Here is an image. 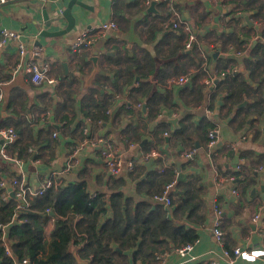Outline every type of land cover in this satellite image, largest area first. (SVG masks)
Instances as JSON below:
<instances>
[{
  "label": "crops",
  "instance_id": "0c3cea01",
  "mask_svg": "<svg viewBox=\"0 0 264 264\" xmlns=\"http://www.w3.org/2000/svg\"><path fill=\"white\" fill-rule=\"evenodd\" d=\"M60 1H63L64 5H61ZM71 1L73 0H45V4L50 7L48 8L49 17L58 15ZM79 1L94 9L91 10L74 2L72 13L76 22L71 29L65 32L64 30L68 26V20L65 18L47 26L44 15L45 6L41 0H9L0 4V34L2 28H9L20 32L23 42L28 47L34 44L43 46V59L50 63V76L57 80L56 84L52 86L34 84L24 70L14 72L21 56L17 46L8 44L0 50V91L3 90L5 94L2 108L3 118L0 119V124L10 123L13 126L14 120L21 119L23 123L30 122L31 124L27 125L26 123V126L36 132L43 126L48 127V130L42 133V138L47 137L51 142L53 147L48 149V155L54 153L56 159L52 163L42 161L41 165L36 166L26 164L25 181L30 185L39 186L47 173L57 170L66 183L86 181L90 194L104 193L110 199L112 194L122 191L124 201L128 198H132L136 203L149 200L153 208L155 204H159L144 190L138 191L137 181L128 176L130 171L124 170L119 177L107 173L99 157L98 148L92 145H86L81 152L79 168L69 173H62L68 156L82 140L85 127L94 136L112 134L123 148L126 156L134 157L137 161L143 160L142 154L144 153L140 150L141 143L136 142L134 137L127 136L128 132L125 129L129 123L139 122L143 118L141 114L136 112L133 117L131 114L125 113L118 105L115 107L118 108L114 114L112 112L115 108L112 110L109 121L91 126L90 120L86 125H82L85 121L82 109L88 110L93 100L98 98V94L94 91L97 88L102 93L107 92L114 95L116 105L123 102L126 104L125 107H131V104H127L131 97L127 81L132 79L134 86H138L139 81L146 78L149 82L156 84L157 89L161 92L173 90L172 105L161 103L158 108L160 110L151 123L152 130L160 127V123L165 120H170L172 125L170 129L172 130L188 116L196 124L207 117L215 123L214 128L219 130L217 144L213 148H209V140L206 145L205 141L197 143L196 154L192 159L176 155V152H171L170 147L165 144L160 145L161 157L168 161L167 164L173 160L176 166L174 180L182 181L185 185L190 184L192 192L199 193V196L195 198V202L198 203L196 211L191 216L190 213H187L183 220L187 227L197 230L198 239L193 243V249L186 257L177 251L178 248H175L157 253L155 260H150V264H157V255L162 253H166L164 264H212L213 261L219 262V264H231L230 256H226L225 251L233 252L232 255L230 254L233 257L236 248L250 253L264 250V190L261 188L264 185V167H260L264 165V151L259 150V145L264 147V115L261 117L257 114L250 116L248 122L257 120L256 125L236 131L230 126L229 118L222 117L223 95L212 98L214 88L210 93L204 91V99L201 102H196L191 97H187L188 101H186L180 96L182 90L179 91V89L182 87L167 88L163 86L168 78L180 75L175 73V68L172 66L163 67L164 62L170 60L165 59L164 56L168 55L169 47L176 42L175 38L168 40L166 35L173 34V32L180 34L179 31L167 27L169 19L165 20L167 6L164 3L157 2L155 11H148L150 5L145 10L146 1L143 3V0H98V4L95 0ZM236 1L225 0L224 4L219 5L214 0H185L182 2L181 11L178 9L198 28V34H208L207 43L200 40L197 42L199 57L206 60L200 72L201 84L211 73L225 74V71L229 72L235 66L234 62L225 64L222 61L225 56L228 55L238 61L242 60V56L233 54L236 50L232 44H229L228 38H224V44H216V40L223 32L235 30L246 33L251 41L249 43H254L260 38L259 31L264 27V0H245V4L251 2L253 10H249L248 5L238 6ZM231 5L239 11L238 15L240 16L237 21L232 20L231 16L223 15ZM258 7H262L261 11ZM248 14L255 26L246 22L244 16ZM107 21H115L118 24V29L103 34L89 49L77 52L71 50L72 44L86 27ZM62 30L63 32L60 33ZM184 42L185 38L182 42L183 46ZM216 52H219V55L214 56ZM188 53H192V50ZM92 55L99 56L101 70L105 74H98L92 86L86 88L83 77L93 69V64L89 60ZM209 55H211L210 61L208 60ZM185 61L186 72L195 69L189 58H186ZM156 74H160L157 77L162 79L156 78ZM138 103L142 104L140 108L137 106ZM144 104H146L144 98L141 97L134 106L136 110H142V113L145 114L148 106L146 104L144 110ZM207 110H211L212 113H208ZM46 111L49 112L48 121L41 125L40 120ZM173 119H177L176 125L172 123ZM68 122L73 129H76L73 135L67 133L64 127ZM53 124L59 125L60 129L53 127ZM54 132L58 133L56 137L53 135ZM154 136L151 135V139ZM130 142L138 143V147L129 149ZM231 151L235 152L233 158L229 154ZM244 151L249 152L248 157ZM253 152L254 154H252ZM213 154L219 162L214 160ZM154 160L151 161L153 169L157 168ZM178 160L180 162H177ZM144 161L149 162L148 160ZM252 162L258 163L259 167H256V179H249L247 187V183H236L235 179L231 182L220 183V177L228 176L223 173L232 169L240 170L242 165ZM218 164L222 166L221 169ZM153 169L148 170L147 167L143 178H146ZM180 174H183V177L178 181ZM0 175H4L8 179L15 175V167L1 158ZM233 188L237 189V194H233ZM181 192L183 191H180L177 186L175 199L179 198ZM215 203L220 205L223 212L221 222V229L224 233L223 243L216 240L213 232L215 223L213 206ZM258 206H263V210L259 211L261 217L259 220H253L254 215L258 212ZM128 207L130 208V206ZM175 210L174 205L171 211L172 217L169 220L174 219L182 223L176 218ZM122 211L124 213L125 208ZM111 215L112 210L108 208L107 214L100 219V224L104 223L106 218ZM56 223L57 219L52 216L46 223V231L50 232ZM250 223H256V227L252 228ZM128 250L133 253L138 250V247H129ZM192 256L195 257L194 260H190ZM130 264H142V262L130 258ZM233 264H264V256H258L255 260L237 258Z\"/></svg>",
  "mask_w": 264,
  "mask_h": 264
},
{
  "label": "trees",
  "instance_id": "16d2710c",
  "mask_svg": "<svg viewBox=\"0 0 264 264\" xmlns=\"http://www.w3.org/2000/svg\"><path fill=\"white\" fill-rule=\"evenodd\" d=\"M145 1L143 0V3ZM182 2L183 0H180L176 5L180 11ZM236 2L238 6L248 5L249 10L254 9L250 1L248 4L244 3L245 0ZM161 3L167 6L165 20L169 19L170 11L167 2L161 1ZM224 3L225 0L218 2L219 5ZM148 6L147 4L144 6L145 10ZM258 8L261 11L262 7ZM238 12V9L231 5L223 15L231 16L232 20L237 21L239 20ZM176 31L180 34L173 32L166 35L168 40L175 38L176 42L169 47L168 55L164 56L165 59L170 60L164 62L163 67L172 66L175 68V73L182 75L187 70L185 59L189 58L195 66L196 73L188 86L185 85L179 89V91L182 90L180 96L186 101H188L187 97H191L196 102H201L204 99V84L200 83V72L206 60L199 57L197 43L192 48V53H188L182 44L184 38L186 39L185 32L182 29ZM259 32L260 38L254 43H249L251 41L248 34L235 30L223 32L216 40L217 45L224 44L226 37L234 50L244 53L240 61L228 55L222 61L225 64L234 62L235 65L244 66L245 72L232 76L225 71L224 76L216 78L212 91V98L223 95L222 117L229 118L230 126L236 131L256 125L257 120L248 122L250 116L264 115V27ZM207 37L208 34H199L198 40L207 43ZM210 59L211 55L208 56L209 61ZM246 73L249 74V78ZM157 76L160 74H156V78L162 79ZM127 82L131 95L130 102L127 104H131V107H125L126 104L123 102L116 105L114 95L102 93L97 88L94 91L98 94V98L93 100L88 110L82 109V116L85 119L82 125H86L88 120L91 126L109 121L112 110L120 105L125 113L133 117L136 112L143 116L139 122L129 123L125 129L128 132L127 136L134 137L139 144L147 139L144 146L140 148L144 154L151 150H159L161 144L170 147L171 152L175 151L178 156H181L183 151L196 148L197 143L205 141L206 145L209 140L208 131L215 127L211 119L204 117L196 124L188 116L172 130L170 120H165L160 123V127L152 130L151 123L156 118L161 103L172 105L173 90L161 92L156 84L149 82L146 78L139 81L138 86H134L132 79ZM141 97L148 106L145 114L142 110H136L134 106ZM245 101L248 103L239 107ZM14 121L13 126L10 123H2L3 126L14 127L18 132V140L10 147L12 155L30 159L32 154L28 152V149L34 146L37 149L36 157L41 158L42 161L52 163L56 160L54 153L48 155V149L53 147L51 142L47 137L42 138V133L46 132L48 127L43 126L36 132L26 126L27 122L23 123L21 119ZM29 124L31 123H27ZM64 127L69 134L73 135L76 131L70 126V122ZM166 131L170 136L168 142L163 135ZM151 135H155L153 139ZM229 154L230 157H235V152L231 151ZM244 154L246 157L249 156V152L244 151ZM212 157L219 162L214 154ZM165 160L161 156L155 158L157 168L150 171L146 178H143V175L147 170V161L139 159L136 162L134 170L130 171L128 176L137 181L138 191L144 190L151 198L162 194L165 185L176 177V166L173 160L167 165ZM218 167L222 168L220 164ZM256 167H259L258 163L252 162L242 165L240 170L232 169L223 175L233 176L234 182L247 183V187L248 180L257 176ZM176 185L180 191H183L178 199L173 200L176 218L182 223L174 219L167 220L166 210L160 204H155L153 208L149 200L136 203L132 198H128L124 201L122 191L112 194L110 199L104 193L90 194L84 180L66 183L65 179L59 177L53 188L33 198L31 206L23 210L17 209L13 199L4 201L0 188V264H17L16 261L26 257L35 264H80L77 257L85 260L86 253L93 254L90 264H130V258H134V261L140 260L142 264H150V260L154 261L157 253L193 244L198 239L197 230L187 227L183 220L187 213L191 216L196 211L198 203L195 202V198L199 196V193H193L191 185H185L182 181L177 182ZM108 208L112 210V215L100 224V219L107 214ZM121 208H125L124 213ZM47 209H49L48 212ZM52 216L57 219V223L50 232H47L46 223ZM14 217L15 220H13ZM5 242L8 244L9 253L5 248ZM113 245H116L115 248ZM129 247H138V250L131 253L128 250ZM230 254L232 255L233 252Z\"/></svg>",
  "mask_w": 264,
  "mask_h": 264
},
{
  "label": "built area",
  "instance_id": "2783aa9c",
  "mask_svg": "<svg viewBox=\"0 0 264 264\" xmlns=\"http://www.w3.org/2000/svg\"><path fill=\"white\" fill-rule=\"evenodd\" d=\"M9 0H0V4H4ZM152 0H146V4L150 5ZM157 2L166 1L168 5V10L170 11V18L167 21V27H171L175 30L182 29L185 32L186 39L184 42V49L189 51L192 50L195 43L198 42V28L192 24L188 19L184 17L182 12L176 7L177 2L180 0H156ZM185 1V0H183ZM215 2H223L224 0H214ZM118 24L115 21L102 22L100 24L90 25L86 27L81 34L77 37L75 42L72 44L71 50L73 52L81 51L84 49H89L96 41L102 37L103 34H106L108 31L117 30ZM8 44H15L20 53V61L14 68V72L19 70H24L30 77V80L37 85H55L57 80L50 76V63L43 59L44 47L38 44H34L31 47H28L22 40V34L18 31L11 30L9 28H2L0 34V50L6 47ZM234 55L243 56V52L235 51ZM240 71V66L235 65L230 71L229 74L235 76ZM196 73V70H190L182 75L173 76L165 80L163 83L164 87L179 86L183 87L184 85L190 83L192 77ZM225 74H210L207 76L204 81V91L210 92V90L215 86L216 78H221ZM159 85L160 83L156 81ZM7 84V82H4ZM5 94L0 91V119L2 116V108L4 104ZM141 103H138L137 106L140 108ZM208 113H212L211 110H207ZM49 112L46 111L40 120V124L44 125L48 121ZM83 138L76 145L73 152L68 156L66 160V166L62 173H69L70 171L77 169L81 164V152L86 145H92L98 148L99 157L103 162L105 171L111 174L114 177H119L122 175L124 170L132 171L136 166L137 160L134 157H128L123 152L121 145L115 140L112 134L107 135H91V132L87 127L83 129ZM54 137L58 135L57 132L53 133ZM165 136H169V132L164 133ZM18 132L12 126H3L0 124V158L7 163L15 167V175L8 179L4 175H0V188L2 189V199L4 201L15 200L18 210H23L31 206L33 198L36 196L43 195L50 188H53L56 184V181L60 177V172L57 170L47 173L44 180L39 186H33L28 184L25 181V166L26 164L41 165L42 160L37 155V149L34 146H30L28 152L32 154L30 159L23 157H18L12 155L10 152V147L18 140ZM208 146L213 148L219 138V130L217 128H210L208 131ZM129 149L137 148L138 143L130 142L128 145ZM196 154V149H190L188 151H183L181 156L185 159H192ZM162 154L160 150H151L145 154H142L143 160L152 161L155 158L160 157ZM166 161L165 165H167ZM234 179L233 176H222L220 177V183L231 182ZM177 181L173 180L168 182L165 185V188L162 194L156 196L154 199L157 203L162 204V206L167 210L166 219L169 220L172 217V209L174 208L173 200L176 198L177 192ZM233 194H237V189H232ZM263 210V206H258V212L254 215L253 220L260 219V212ZM47 212L49 209L46 210ZM213 211L215 215V223L213 232L216 237V240L220 243H223V231L221 229V222L223 219V212L218 203H215L213 206ZM68 214H71L68 212ZM15 220V217L13 218ZM17 220V219H16ZM21 222V220H19ZM5 238V234H4ZM80 240V238H77ZM5 248L9 253L8 244L5 242ZM115 248V246H113ZM193 249V244H187L181 246L177 251L183 255L187 256ZM166 253L157 255V264L165 263ZM226 256H230L229 262L233 264L237 258L246 259V260H255L258 256H264V250L247 252L240 248L234 250V256L232 257L228 251H225ZM93 259L92 253H86V260L90 263ZM195 257H190V260H194ZM17 264H35L28 257L23 258L21 261H16ZM212 264H219V262L213 261Z\"/></svg>",
  "mask_w": 264,
  "mask_h": 264
},
{
  "label": "water",
  "instance_id": "95a60500",
  "mask_svg": "<svg viewBox=\"0 0 264 264\" xmlns=\"http://www.w3.org/2000/svg\"><path fill=\"white\" fill-rule=\"evenodd\" d=\"M95 1H96V4H98V0H95ZM41 2H42V3L44 4V6H45V8H44V15H45V19L47 20V21H46V22H47V26H51V24H52L53 22H55V21H59V20H62V19H64V18L68 20V26H67L66 30H64V32L67 31V30H69V29H71V28L74 26L75 22H76V18H75V16H74L73 13H72V6H73V3H74V2H75V3L77 2V3L81 4L83 7H88V8H90L91 10L94 9V8H92V6L90 7V6H88V5H85L83 2H81V1H79V0H73V1H71V2L67 5V7H66L62 12H60V13H59L58 15H56L55 17H51V18H50V17H49V14H48V8H50V7L47 6V5L45 4V0H41ZM60 4H61V5H64L63 1H60ZM156 4H157V1H156V0H152L151 3H150V6H149V8H148V11H155ZM238 16H240V15H238ZM244 17H245V20H246V22H247L248 24H250V25H252V26H255V23L251 20L249 14H248V15H245ZM216 27H218V26H216ZM62 32H63V30L60 31V33H62ZM45 33H50V32H45ZM189 52H191V50H189ZM0 53H1V51H0ZM216 55H219V52H216L214 56H216ZM232 57H234V56H232ZM89 60H90V61L92 62V64H93V69H92V71H91L88 75H86V76L83 77L84 86H85L86 88L92 86L93 81L95 80V78H96V76H97L98 74H105V72H104L103 70H101V66H100V58H99V56H97V55H92V56L89 57ZM64 65L67 66L66 64H64ZM240 70H241V72H245V68H244V66H241V67H240ZM246 76L249 78V74H248V73H246ZM138 79H139V78H138ZM186 86H188V84H186ZM247 103H248V102L245 101V102H243L242 104H240L239 107H243V106H245ZM117 108H118V107H117ZM117 108H115V110L112 112V114H114V113L116 112V109H117ZM143 109H144V110L146 109V104L143 105ZM171 121H172L173 124L176 125V123H177V119H173V120H171ZM52 126L55 127L56 129H60L59 125H57V124H53ZM169 140H170V137H169V136H166V141H169ZM145 142H146V140H143V141L141 142L140 146L143 147L144 144H145ZM197 145H198V144H197ZM219 145H221V143H219ZM259 150H260V151H264V147H263L262 145H259ZM236 159H238V158H236ZM177 162H180V161L178 160ZM151 165H152V162H151V161H149V162L146 163V166L148 167V170L153 169ZM146 174H147V173H146ZM182 177H183V174H180V175L178 176V181H180V180L182 179ZM261 188L264 190V185H262ZM250 225L252 226V228H255V227H256V223H250ZM77 258H78V261H79L80 264H90L88 261H86V260H84V259H81V258H79V257H77Z\"/></svg>",
  "mask_w": 264,
  "mask_h": 264
}]
</instances>
